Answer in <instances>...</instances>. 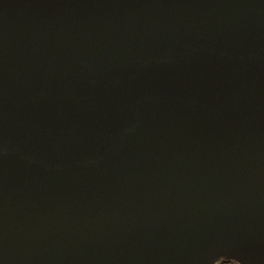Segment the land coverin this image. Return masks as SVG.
Returning a JSON list of instances; mask_svg holds the SVG:
<instances>
[{"label":"water","instance_id":"95a60500","mask_svg":"<svg viewBox=\"0 0 264 264\" xmlns=\"http://www.w3.org/2000/svg\"><path fill=\"white\" fill-rule=\"evenodd\" d=\"M264 264V0H0V264Z\"/></svg>","mask_w":264,"mask_h":264},{"label":"trees","instance_id":"16d2710c","mask_svg":"<svg viewBox=\"0 0 264 264\" xmlns=\"http://www.w3.org/2000/svg\"><path fill=\"white\" fill-rule=\"evenodd\" d=\"M215 264H239L234 260L228 259L226 257H221L218 259L217 263Z\"/></svg>","mask_w":264,"mask_h":264}]
</instances>
